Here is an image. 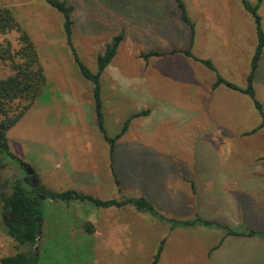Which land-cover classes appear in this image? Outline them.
<instances>
[{"label": "rangeland", "instance_id": "374dc122", "mask_svg": "<svg viewBox=\"0 0 264 264\" xmlns=\"http://www.w3.org/2000/svg\"><path fill=\"white\" fill-rule=\"evenodd\" d=\"M64 1L74 7L72 45L90 72H96L97 56L121 30L124 37L142 46L130 47L129 53L119 48L110 63L120 77L135 81L134 91L117 87L114 90L107 74L99 80L103 128L109 137L119 134L126 118L139 110L138 97L145 90L154 103L164 100L170 106L175 103L184 112L193 109L195 118L189 126L185 122H161L153 118L146 121L148 124L141 132L131 122L127 132L115 142L110 157L109 145L96 123L93 85L81 76L73 61L61 16L46 0H0V6L13 12L32 40L44 70L48 94L37 99L6 132L9 151L28 167L4 158L0 184L6 182L9 186L21 180L27 176L26 168H30L41 186L52 193L78 190L102 201L145 198L150 194L159 214L184 222L201 218V213L197 196L191 195L180 178L209 179L217 174L221 163L222 168L231 170H250L257 162L264 165V161L255 162L258 156H264V131L251 133L258 121L261 123V117L250 98L242 96L250 109L243 105L242 117L232 123L235 130H222L218 126L222 116V85L212 88L218 78L237 87L246 86L258 39L255 19L245 2L254 8L257 0H181L187 17L195 23L190 51L197 60L176 53L147 61L139 58L140 52L167 53L190 47V31L179 18L175 0ZM256 13L264 33V0ZM203 18L205 21H199ZM6 38L15 45L16 34ZM207 60L213 69L201 63ZM146 63L151 66L144 72ZM164 64L169 68L157 69V65ZM260 71L261 68L254 76L253 89L262 105L264 82L260 81ZM10 74L9 68L0 64V80ZM171 78H178L177 82ZM145 79L146 86L143 83L139 87ZM159 80L163 81L157 85L155 82ZM111 165L119 186L114 182ZM206 182L208 185L210 179ZM231 184L226 188L233 190ZM25 187L31 191L35 185L31 182ZM46 197L37 196L42 227L34 248L36 264H150L162 240L157 264H212L205 262L201 247L215 245L224 236L221 229L203 226L171 229L166 223L125 206L124 210L103 209V223L105 226L107 217L113 213L120 223L130 225V233L106 232L97 242L81 232L79 219L82 207L94 209L93 204L78 201L66 204ZM259 203L255 222L264 226V205ZM25 251V247L17 246L7 236L0 218V258ZM252 264H264V259Z\"/></svg>", "mask_w": 264, "mask_h": 264}, {"label": "trees", "instance_id": "16d2710c", "mask_svg": "<svg viewBox=\"0 0 264 264\" xmlns=\"http://www.w3.org/2000/svg\"><path fill=\"white\" fill-rule=\"evenodd\" d=\"M178 10L179 18L190 31V47L184 51L171 50L167 53L148 52L140 53L139 58L147 61L151 57H161L164 55H173L181 53L188 58L197 60L193 57L190 48L194 37V25L187 17L185 7L181 0H175ZM263 0H257V6L251 7L245 2L246 9L252 14L256 23V32L258 44L256 46L253 58L250 64V72L246 77V86L239 88L232 83L218 78L213 85L215 89L219 85L242 93L248 96L255 109L261 117L260 125L251 131L255 133L259 129L264 128V112L262 105L256 100L253 89L254 74L258 65V61L262 54L264 47V33L260 28V17L256 10L261 5ZM46 3L55 10L62 18V30L65 36L66 45L69 47L74 63L78 66L81 76L93 85V109L96 118L98 130L102 138L108 143L110 149V157L114 150L115 142L127 131L129 124L136 118L146 116L148 111H143L130 115L124 121L119 134L114 137H109L103 128V114L100 98V83L99 79L105 68L109 65L111 60L116 55L117 49L120 46L124 33L120 32L118 35L112 37L111 41L104 47L101 54L97 56V70L95 73L90 72L80 61L77 53L72 45V12L74 7L68 5L64 0H46ZM16 34V43H12L6 38L8 35ZM0 64L6 65L11 71L10 76L0 80V169L3 168L4 158L19 163L22 167L28 165L15 157L8 148L6 140V132L16 125L22 116L31 108L37 99L48 95L46 88V79L44 70L40 63L37 50L30 39L29 35L22 29L17 22L13 12L4 6H0ZM205 66L213 69L210 61H201ZM112 176L114 182L119 186L118 179L112 169ZM35 188L31 191L26 189V185H30L29 176H24L21 180H16L13 184L7 185L6 182L0 184V218L5 227L7 236L17 244V246L25 247V252H18L11 256L0 258V264H36L37 253L34 248L38 243L39 237L37 233H41L42 214L40 201L38 195H44L54 200H60L66 204L70 202H89L97 208H122L125 206H132L140 214H148L160 222L166 223L171 229L176 227L193 228L195 226H203L206 228H218L224 233L223 237H258L264 239V233H258L249 228L234 229L225 224L218 222L205 221L199 218L192 221H176L167 219L159 214L154 207L143 197L139 198H122L120 200L102 201L92 196L77 192L75 190H67L60 193H52L45 187L41 186L38 177L33 172ZM120 192V189H118ZM85 231L91 233V225L85 224ZM164 240L153 256L150 264H157L162 252Z\"/></svg>", "mask_w": 264, "mask_h": 264}, {"label": "crops", "instance_id": "0c3cea01", "mask_svg": "<svg viewBox=\"0 0 264 264\" xmlns=\"http://www.w3.org/2000/svg\"><path fill=\"white\" fill-rule=\"evenodd\" d=\"M207 21L210 22L208 18H205ZM204 20L199 19V21ZM191 21V20H190ZM205 21V20H204ZM192 22V21H191ZM193 23V22H192ZM194 25V35H195V23ZM121 32L124 33L123 30ZM194 39V37H193ZM193 44V42H192ZM134 46H141L138 41H133L130 37H123V40L119 48H122L127 53L130 47ZM264 49V47H263ZM262 49V53H263ZM116 52V54H117ZM133 51H130V56H133ZM142 53V52H140ZM135 56V55H134ZM115 57V56H114ZM137 57V56H136ZM152 58V57H151ZM154 58V57H153ZM159 58V57H155ZM113 60V59H112ZM111 60V62H112ZM110 62V63H111ZM160 62V60H159ZM109 65L105 68L104 72L101 74L100 79L102 76L107 74V76L111 77V87L115 90L117 88L127 89L134 91L135 81L127 80L120 77L118 71ZM258 65L256 68V73L254 76L257 77L258 70L261 68L260 73L261 82H264V55L261 54V57L258 61ZM151 66L150 64H145L144 72L146 68ZM169 68L168 66L164 65H157V69ZM111 68V69H110ZM109 71V72H108ZM255 78V77H254ZM99 79V80H100ZM172 81L178 78H171ZM163 80H159L155 83H158ZM177 82V80H176ZM228 82V81H227ZM144 83L146 86V79L144 82L139 83V87H141ZM230 83V82H229ZM155 84V88L157 86ZM117 87V88H116ZM194 86L192 85V91L194 90ZM146 88V87H145ZM244 88V87H239ZM244 96L242 93L237 91H233L224 85H222V116L220 118V124L218 125L219 128L226 129V130H235V127L232 125L236 119L242 117V107L243 105L249 110V103L247 100L243 99ZM249 99V98H248ZM140 102V108L136 113H140L143 111H148V114L143 117H139L134 119L131 122H135L137 127L136 130L142 131V127L148 124L147 120H152L153 118L157 119L161 122H167V120L171 121H178L179 123H187L189 126L190 122L195 118V112L193 109H188L184 112V110H180L175 103L173 105L167 104L164 100L156 101L155 103L152 100V96L148 93L147 90L142 92V95L138 97ZM193 100V96H192ZM251 101V99H249ZM252 102V101H251ZM149 104H156L158 107H153ZM263 109L264 104L262 103ZM134 113V114H136ZM133 115V114H132ZM130 122V123H131ZM137 122H144L139 125ZM257 124V122H256ZM255 124V125H256ZM258 124L255 128L259 126ZM251 127V126H250ZM248 127L246 130H249ZM128 130V129H127ZM263 132L264 129L259 130ZM127 132V131H126ZM258 132V131H257ZM115 156V155H114ZM264 156H258L257 161H264ZM261 164V165H260ZM263 163L257 162L255 165L250 167V170L247 169H236L231 170L229 168H222V163L219 167V171L213 177H210V183L207 185V180L204 179L203 176H197L192 181H189L185 178H180L183 184H186L190 190L191 195H196L198 199V208L200 209L199 212L201 213V220L205 221H212L223 223L231 228L234 229H241L243 227L249 228L253 231L258 233H264V226L256 224L255 217L259 212V201L264 205V165ZM228 183H232V189L229 190L226 188ZM201 185V188L198 187ZM163 191V188L160 191ZM79 192L78 190H75ZM83 193V192H80ZM86 194V193H83ZM89 195L90 194H86ZM176 196V194H173ZM152 195L148 194L145 199L152 205L151 202ZM144 198V197H143ZM80 203V202H79ZM78 205V202H77ZM153 206V205H152ZM80 207L79 205L77 208ZM82 207V206H81ZM125 207L117 208L124 210ZM104 208H90L88 206L82 207V212L79 216L77 214V218L79 216L80 222L82 224L81 232L84 234H88L91 238L96 240L97 242L104 237V233H109L111 231H126L130 233L129 224L127 223H120L119 219L117 220L114 217V214L111 213L107 217V221L104 226V221L102 217V212ZM109 209V208H105ZM264 210V207H262ZM135 210V209H134ZM263 213V212H262ZM123 215L125 213L123 212ZM264 216V214H262ZM178 221V220H177ZM189 221V220H186ZM85 224L91 225V233H87L84 229ZM205 262H211L212 264H252L253 262H259L260 260L263 262L264 259V239H260L258 237H235V236H227L218 239L215 245H206L205 247H201ZM214 252V253H213ZM222 252V256L217 255L218 253ZM211 253H213L211 255ZM211 255V258H210ZM211 260V261H210ZM253 260V261H252Z\"/></svg>", "mask_w": 264, "mask_h": 264}, {"label": "water", "instance_id": "95a60500", "mask_svg": "<svg viewBox=\"0 0 264 264\" xmlns=\"http://www.w3.org/2000/svg\"><path fill=\"white\" fill-rule=\"evenodd\" d=\"M26 173H27V175L29 176L31 182L34 184V178H33V171H32V169H30V168H26ZM34 185H35V184H34ZM46 198L51 199V200H54L53 198H50V197H46ZM37 236H38V237L40 236V233H39V232L37 233Z\"/></svg>", "mask_w": 264, "mask_h": 264}]
</instances>
